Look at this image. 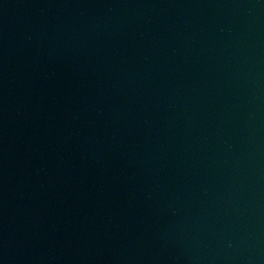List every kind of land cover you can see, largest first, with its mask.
<instances>
[{
    "label": "water",
    "instance_id": "95a60500",
    "mask_svg": "<svg viewBox=\"0 0 264 264\" xmlns=\"http://www.w3.org/2000/svg\"><path fill=\"white\" fill-rule=\"evenodd\" d=\"M0 264H264V0H0Z\"/></svg>",
    "mask_w": 264,
    "mask_h": 264
}]
</instances>
